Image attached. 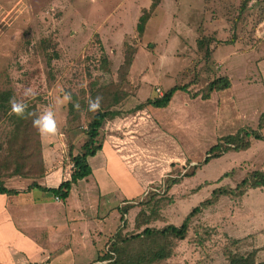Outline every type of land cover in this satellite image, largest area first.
<instances>
[{
  "label": "rangeland",
  "instance_id": "374dc122",
  "mask_svg": "<svg viewBox=\"0 0 264 264\" xmlns=\"http://www.w3.org/2000/svg\"><path fill=\"white\" fill-rule=\"evenodd\" d=\"M240 1L162 0L165 16L160 23L142 9L148 5L144 0H0V101L9 109L6 112L0 107V179L17 176L13 182L23 190L6 197L7 208L16 225L41 248L36 253L30 250L31 254L9 251L0 262L28 264L24 260H31L41 264L52 254L49 247L55 245L71 251L70 264L89 263L108 249L106 243L120 225L118 209L126 202L137 204L154 195L157 203L143 206L147 213L157 209L158 218L149 225H179L212 189L225 184L234 187L248 173L264 168V140L203 162L217 138L243 127L255 129L264 114V0H251L239 18ZM143 13L144 30L138 37L136 26ZM213 32L220 40L233 35L237 39L217 46L208 62L211 70L205 72L200 62H195L201 55L195 41ZM126 43L135 44L138 50L127 77L121 78L119 67ZM219 76H226L230 87L209 89L210 80ZM195 79L196 89L204 96L190 97L178 90L168 107L149 105L160 132H167L152 140L157 145L152 157L136 148L139 140L131 136L134 132L127 134L130 150H135L134 157L144 167L137 170L139 177L123 168L124 180L115 175L100 188V166L103 163L104 170L106 166L96 156L89 162L93 174L73 184L66 199H56L40 187L24 189L33 181L54 188L62 172L70 170L63 159L66 139L76 150L83 144V128L92 114L89 99L102 96L101 110L118 107L130 119L136 116V98L145 101L157 96V87L163 93ZM26 87L36 91L34 99L23 96ZM60 87L71 93V102L58 103ZM3 93H7L6 100ZM8 96L26 100L29 111L39 113L51 106L60 133L41 136L32 126V118L10 114ZM77 103L79 109L74 106ZM236 106L246 118H238ZM217 120L215 131L211 125ZM172 154L180 159L171 160ZM171 177L178 181L171 184ZM148 178H153L152 184L144 185ZM204 181L208 184H202ZM13 182L6 179L3 184ZM166 184L170 186L164 192ZM138 211L135 206L124 215L126 235L143 229L135 221ZM198 233H209L208 255L194 248L192 240ZM47 236L56 240L48 243ZM237 238L243 240L232 244L231 239ZM151 242L143 239L121 246L138 253ZM175 243L177 253L157 264H225V247L241 253L256 249L257 260H264V187L249 189L236 198L220 197L192 219L187 237ZM67 257L64 253L60 260Z\"/></svg>",
  "mask_w": 264,
  "mask_h": 264
},
{
  "label": "trees",
  "instance_id": "16d2710c",
  "mask_svg": "<svg viewBox=\"0 0 264 264\" xmlns=\"http://www.w3.org/2000/svg\"><path fill=\"white\" fill-rule=\"evenodd\" d=\"M251 0H241L239 3V18L244 14V10L247 8ZM146 19V14L143 13L139 17V22L136 26V31L138 37L142 35L144 30V22ZM237 39V38H236ZM234 35L230 36L229 39L220 40L217 38L216 33L203 34L199 36L196 41L197 52H201L195 62H200L202 68L205 72H209L211 69L208 66V62L212 59L214 51L217 46L221 44H232L236 43ZM124 54L123 61L119 67V72L121 78H126L134 60V55L136 54L138 47L130 45L128 43L124 44ZM213 73V72H212ZM192 83V82H191ZM175 84L168 90H165L162 95L153 97L151 99H146L141 102L139 107L152 105L154 107L164 108L168 105L173 94L180 90L187 92L190 97L204 96L205 94L201 92V89H196L197 80L193 81L192 84ZM208 88L213 91H221L230 87V80L226 76L215 77L210 80L207 84ZM195 87V88H194ZM6 100L7 93H3ZM9 99V96H8ZM71 106V105H70ZM0 107L4 108L7 112L8 106L5 102L0 101ZM114 111L99 110L90 115L86 126L83 128V134L85 136L83 144L78 150L72 141L66 139L65 145V161L72 163L70 177L68 179L62 180L57 187H41L35 181L31 183L30 187H40L45 191H48L58 197L59 199H66L69 196L71 187L73 184L77 183L79 180L85 179L92 174V168L89 164L88 158L94 156L102 148V141L100 140V130L103 125L105 118L112 114ZM264 140V114H260L257 127L255 129L251 127L239 128L236 132L231 134L222 135L217 138L216 143L211 146L204 157L203 162L206 163L213 158L219 157L222 153L228 151H240L246 150L251 146L252 141ZM195 167V165H194ZM226 174L221 175L220 178L225 177ZM172 183L178 181L177 177H171ZM202 184H208L204 181ZM199 187H201V185ZM170 185H165L164 192H167ZM264 187V168L257 169L248 173L236 186L232 187L229 184H225L220 187L212 189L208 198H205L197 205L193 206L189 212L185 215L182 222L179 225L168 224L163 227H152L149 224L156 220V207L145 212L143 206L148 205L150 202L157 203V199L153 200L154 195L150 198L142 200L137 204L133 202H126L123 206L119 207L118 211L120 213V225L116 229L113 237H110L106 243V249L104 252H100L96 259L84 264H157L163 260H167L177 253L176 241L184 240L190 229L191 221L196 216L207 211L208 208L215 205L220 197H231L236 198L243 195L249 189L263 188ZM22 192L21 190L7 188L3 181L0 179V194H18ZM160 198V197H159ZM153 200V201H151ZM133 201V200H132ZM138 207L139 211L135 214V221L138 226L143 225L141 231L134 233L133 235H126L123 233V229L126 226V221L124 215L129 209L133 207ZM198 233L195 236L194 248H198L197 252L205 251V255H208V249L206 246L209 233L201 235ZM155 238V239H154ZM143 239H152V242L145 248H143L138 253H132L123 249L121 245H129L132 242H138ZM243 240L242 238L231 239V243L236 245ZM224 258H226L225 264H264V260H257V250H251L249 252H238L233 249H224Z\"/></svg>",
  "mask_w": 264,
  "mask_h": 264
},
{
  "label": "crops",
  "instance_id": "0c3cea01",
  "mask_svg": "<svg viewBox=\"0 0 264 264\" xmlns=\"http://www.w3.org/2000/svg\"><path fill=\"white\" fill-rule=\"evenodd\" d=\"M140 3L141 2H139V4ZM144 3H147L148 5L146 7H143L142 9L150 12L151 17L154 18L153 21L158 18L157 21L161 23L160 18H163L165 16L164 11H162V10H165V7L162 6V0H144ZM257 29H259V28H256V30ZM257 32H259V31H257ZM129 71H130V69H129ZM163 90H164V88H163ZM155 95H157V93H155ZM157 96H159V95H157ZM149 97H152V96H148L145 99H148ZM136 100H137L136 105L134 107L135 109H137L135 118H133L135 115L134 114L133 116H131L132 118L129 119V115H125V113L118 107H116V109H111V111H114V114H110L105 118V120L103 122L104 126L102 125L101 130H100V140L102 141V148L94 156H91L88 158V161L90 162V159L97 156V157L102 158V160L105 162V166H106L105 170L102 167L103 163L100 166V168L102 169V170H100V172L103 171V178L102 179H101V177L99 178L100 188L102 187L103 183H104V185H107L106 183L109 182V179H111V177H113L115 175L117 177H120L122 180H124V178H123L124 175L122 174L123 168L129 169V173H131V174L133 173L135 175V177L136 176L139 177V175H141V173H138L137 170L143 169L144 167L141 168V164L137 162L139 160V158L136 159L134 157L135 150L134 149L130 150L129 145H131V144L126 142L127 139H129V137H130L127 135L130 133L129 132L130 130L132 132H134L131 134V136H133V138H137L139 140V142H136V144H137L136 148L143 150V152L147 153V156H150V157H152L153 151H154V149H156L155 147H157V145L154 144V142L152 140L156 136L159 137L160 133H162L163 135L167 134V132L166 133L160 132L161 129L159 130L158 125L154 121V110L152 112L149 105L139 107V105L141 104V102L144 99L141 100V99L136 98ZM118 105H121V103H119ZM185 105H186L185 108H188V106H187L188 103H185ZM171 106H172V108L174 107L173 105H171ZM235 108H236L239 119L240 118L241 119L246 118V116L243 114V112L241 113V111L239 109H237V106ZM143 113L147 117L142 115ZM126 120H129V121L127 122L128 124L125 127V121ZM217 122H218V120L215 123H213V125H211L212 130L217 131V125H216ZM200 124L201 123H199L197 126H199ZM135 132H137V133H135ZM141 136H143L147 139L146 142H144L143 140L140 139ZM169 157L172 158L171 160L179 158L178 156H173V154L170 155ZM65 158L66 157L64 155V157H63L64 161H65ZM42 160H43V158H42ZM66 162H67L70 170L68 172L63 171L60 179L59 180L56 179V183H58V185L61 182L60 180L63 179V177H64V179H67L70 177L69 175L71 173L72 163L69 161H66ZM111 165H112V167H111ZM108 166H109V168L107 170ZM43 168H45L44 163H43ZM119 169H122V170H119ZM93 171H94V169L92 168V174H93ZM15 176L16 175H13L10 178L7 177L6 179L9 183L13 182V177H15ZM56 177H58V176L56 175ZM6 179H3L2 181L6 182ZM152 182H153V178H151V179L148 178L147 180H145L143 182V184L149 185L150 183L152 184ZM13 183L14 184H7L5 186L7 188H10V189L13 188V189H17V190H23L21 188L16 187L15 182H13ZM118 184H116V185L119 186ZM121 184H123V183H121ZM8 185H10V186H8ZM50 185H52V182H50ZM112 185L114 186L115 183ZM27 188L28 187L26 186L24 189L26 190ZM31 190H33V188ZM6 197H8V195L0 194V261H1V258L6 259L9 256V251H11L10 254L17 255V254H21V253L26 254V252H28L30 254L33 252L36 253L38 249L41 250V248L38 245H36V242L31 240L29 233L23 232L22 229L19 228L16 225V223L14 222V220L12 219V216L10 215L9 210L7 208ZM53 233H56V230H54ZM54 238L56 240V237L47 236L46 240L48 241V243H50V242L55 241ZM71 240H72V237L70 236V239L68 241H71ZM92 243H93V241H92ZM32 247H34L36 249H33ZM7 248H8V251H7ZM30 250H32L33 252ZM49 250L52 251V254L50 255V257H45L46 261H44V262L41 261L40 262L41 264H70L71 263L70 262V259H71L70 252L71 251L64 249V247L60 248V247H57L55 245H52V248L49 247ZM64 253H65V257H66V255H69V257L63 258L60 260V258L63 256ZM24 261L28 262V264H37V262L36 263H33V261L31 262V260L30 261L24 260ZM53 261H57V263H51ZM0 264H7V263L3 260L2 262H0ZM11 264H15V263L12 261ZM82 264H84V263H82Z\"/></svg>",
  "mask_w": 264,
  "mask_h": 264
},
{
  "label": "clouds",
  "instance_id": "9594fccd",
  "mask_svg": "<svg viewBox=\"0 0 264 264\" xmlns=\"http://www.w3.org/2000/svg\"><path fill=\"white\" fill-rule=\"evenodd\" d=\"M59 91L62 93V98L58 100L59 104H64L72 101V95L69 92H66L63 87L59 88ZM37 93L31 87H26L23 90V96L27 99H34ZM103 100L102 96H97L95 99L88 100V111L98 112L101 109V102ZM10 105V114L16 115L21 119H31L32 126L37 129L41 136L51 135L55 136L60 133V129L57 124L55 117V112L51 106H49L43 112L29 111V105L26 100H17L15 97H12L8 101ZM75 108L79 109V103L74 105Z\"/></svg>",
  "mask_w": 264,
  "mask_h": 264
},
{
  "label": "built area",
  "instance_id": "2783aa9c",
  "mask_svg": "<svg viewBox=\"0 0 264 264\" xmlns=\"http://www.w3.org/2000/svg\"><path fill=\"white\" fill-rule=\"evenodd\" d=\"M155 92L157 93V95H162V91L157 87ZM56 199H59L58 197H56Z\"/></svg>",
  "mask_w": 264,
  "mask_h": 264
}]
</instances>
